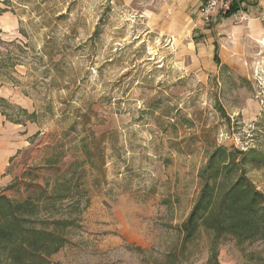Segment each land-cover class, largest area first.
<instances>
[{"label": "rangeland", "instance_id": "rangeland-1", "mask_svg": "<svg viewBox=\"0 0 264 264\" xmlns=\"http://www.w3.org/2000/svg\"><path fill=\"white\" fill-rule=\"evenodd\" d=\"M261 6L258 37L203 26L216 63L168 0H0V195L66 223L46 262L264 264V237L182 231L212 154L218 196L241 173L264 196Z\"/></svg>", "mask_w": 264, "mask_h": 264}, {"label": "trees", "instance_id": "trees-1", "mask_svg": "<svg viewBox=\"0 0 264 264\" xmlns=\"http://www.w3.org/2000/svg\"><path fill=\"white\" fill-rule=\"evenodd\" d=\"M214 61L218 62L216 52ZM221 154L223 166H213L220 157L212 154L211 164L204 170L210 171L209 181H204L200 197L182 226L184 237L191 238L201 225L214 230L217 236L225 233L240 241L264 237V196L242 173L218 196L215 184L223 171L232 169L228 162H235L232 153ZM40 197L11 201L0 195V252L6 255L7 264H49L44 257L57 252L65 242L59 230L66 223L39 220Z\"/></svg>", "mask_w": 264, "mask_h": 264}, {"label": "crops", "instance_id": "crops-1", "mask_svg": "<svg viewBox=\"0 0 264 264\" xmlns=\"http://www.w3.org/2000/svg\"><path fill=\"white\" fill-rule=\"evenodd\" d=\"M168 4L171 8H177L179 11H183L185 15L187 14L190 17V20L194 21L196 28L203 32V40L201 38L202 41L198 40L195 44L197 46L198 53L204 52L206 56L209 55V52L214 53L216 46L213 44L215 42L214 38L212 39V36L210 35L211 29L203 28L206 23H204L198 14L200 0H168ZM244 5L245 8L248 9L250 17L248 21L244 22L243 25L248 28L249 31H247L252 37H258L261 30L259 19L263 17V7L261 5H264V0H244ZM188 10L189 13L186 12ZM217 19L221 20L222 22L225 20L234 21L231 17L218 16L215 21L211 23H215ZM211 23L207 24V27H209Z\"/></svg>", "mask_w": 264, "mask_h": 264}, {"label": "built area", "instance_id": "built-area-1", "mask_svg": "<svg viewBox=\"0 0 264 264\" xmlns=\"http://www.w3.org/2000/svg\"><path fill=\"white\" fill-rule=\"evenodd\" d=\"M198 14L206 24L215 21L218 16L230 15L238 23L246 22L250 17L244 0H200Z\"/></svg>", "mask_w": 264, "mask_h": 264}]
</instances>
